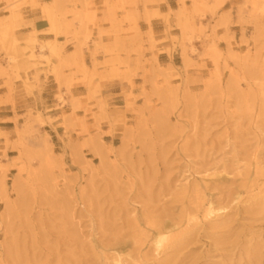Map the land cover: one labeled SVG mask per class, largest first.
Listing matches in <instances>:
<instances>
[{
  "label": "rangeland",
  "instance_id": "obj_1",
  "mask_svg": "<svg viewBox=\"0 0 264 264\" xmlns=\"http://www.w3.org/2000/svg\"><path fill=\"white\" fill-rule=\"evenodd\" d=\"M160 1L142 0V17L165 22L174 65L151 70L120 58L121 34L141 37L139 13L125 9L137 0L107 4L112 28L99 33L116 44L91 69L82 47L95 12L0 0V103L13 101L14 80L30 91L52 73L55 106H66L63 130L46 107L0 122V264H264V0H169L174 22L147 10ZM29 7L56 40L38 39ZM115 78L130 86L122 106L102 95ZM77 83L86 95L69 101Z\"/></svg>",
  "mask_w": 264,
  "mask_h": 264
},
{
  "label": "crops",
  "instance_id": "obj_2",
  "mask_svg": "<svg viewBox=\"0 0 264 264\" xmlns=\"http://www.w3.org/2000/svg\"><path fill=\"white\" fill-rule=\"evenodd\" d=\"M43 4H49L53 0H42ZM75 3V9L80 12V15H84L86 12H89V14H93L95 12V17L97 19V26L96 25H89V28H92V36L91 38L86 42L87 46L82 47L83 54L86 60V63H88V67L91 69L92 67V60L95 59L97 61L102 62L106 58H109L108 55L105 54L104 49L105 48H114L116 44L115 37L112 35L107 34H100L99 28L102 30H110L112 28V24L107 19V11L108 6L107 4H112L115 0H107L108 3H105V0H73ZM174 3H176L177 0H173ZM128 11L131 12H138L140 15V18L138 20L137 26L139 29V32L141 34L140 38L137 39H130L125 38L123 34H121V37L119 38V43L123 45L121 48L124 50H121L120 58L124 61H128L130 66L132 68H135L137 63L138 65L143 64V68H150L151 70H156L157 66H166V65H174V55L171 57L169 54L166 53L165 49L171 46V43L165 39V22L159 18V17H152L149 22H147L143 16L144 7L142 0H137V3L135 5H127L125 6ZM73 8V7H72ZM147 10L149 11H157L160 14H166L171 13L169 20L170 22H174L173 12L177 11L176 6L171 5L169 0H162L159 3H155L152 5H148ZM27 20L32 21L34 23V28L39 31L38 39L47 41V40H56L54 38L53 32H45L43 30L47 29L49 27L48 20L43 16L41 8L32 9L27 8ZM125 14L118 11L117 16L121 17ZM99 27V28H98ZM127 24L123 25V28H126ZM29 31H31V26L26 27ZM151 31L153 34V40L152 43L151 39L149 38L148 32ZM58 41L63 42L64 38L62 35L58 36ZM97 44V45H96ZM137 46L140 53L135 54L132 51V48ZM125 49H129L130 52L128 54L125 52ZM75 51L74 42H70L67 44V49L65 50L64 54L70 58L71 53ZM80 51V49H79ZM177 53V51H176ZM57 64V62H55ZM81 69L86 67L83 61V57H81V62L79 64ZM143 68L138 69L137 75L133 78V83L135 84V89H133V92H135L139 86H141L144 81L142 80L141 73H143ZM65 74H69L67 70H63ZM154 72V71H153ZM34 72L31 71V77L29 78L30 81L33 83L35 80H33ZM81 74H77L76 77H80ZM39 80L41 84V88L32 87L30 91L27 90V88L23 85V83L16 79L14 80V87L15 90L12 94L11 101L8 102H2L0 103V122H6L9 121L10 123L14 124L13 118L17 116V119L19 123H22V121L25 119V117L28 116L29 110H44V107L49 111L44 112L43 116L49 115L51 118H54L55 125L59 129H64L61 121V108H64L66 106L59 105V107H56L55 105L57 102L55 101L54 95L57 93L58 83L55 79V76L50 73L48 76H46L44 73H40ZM6 81V77L0 76V100H6L8 97L7 95V88L4 84ZM97 81V80H96ZM130 86L128 81L126 80H120L118 78H115L109 82L105 83V87L102 90V95L111 101L114 102V105L122 106L124 97L122 95V92L124 90L129 91ZM87 87L83 83H77L74 84L70 88L71 94H66V98L70 101V97L73 98H81L86 95ZM62 92L66 93V89L63 87ZM116 102H119V104H116ZM93 104V102H92ZM69 107V103H67V109ZM45 126H50L49 124H46ZM45 126L41 127L40 129L44 128ZM1 128V126H0ZM54 134L55 131L51 129ZM56 135V134H55Z\"/></svg>",
  "mask_w": 264,
  "mask_h": 264
},
{
  "label": "bare ground",
  "instance_id": "obj_3",
  "mask_svg": "<svg viewBox=\"0 0 264 264\" xmlns=\"http://www.w3.org/2000/svg\"><path fill=\"white\" fill-rule=\"evenodd\" d=\"M49 45H50L51 48L53 47V44L52 43H50ZM11 58L16 59V56L13 55V56H11ZM165 239H166V237L163 234H158L157 237H156V239H155V244L158 247H161L163 245ZM117 264H122V263H121V261H118Z\"/></svg>",
  "mask_w": 264,
  "mask_h": 264
}]
</instances>
